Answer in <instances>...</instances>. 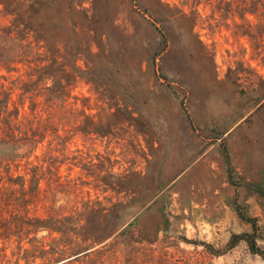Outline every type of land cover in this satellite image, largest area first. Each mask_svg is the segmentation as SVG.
Wrapping results in <instances>:
<instances>
[{
  "label": "rangeland",
  "instance_id": "374dc122",
  "mask_svg": "<svg viewBox=\"0 0 264 264\" xmlns=\"http://www.w3.org/2000/svg\"><path fill=\"white\" fill-rule=\"evenodd\" d=\"M36 2V29L80 68L67 101L85 128L59 165L76 188L53 195L79 228L65 253L19 264H264L246 241L264 250V52L227 0ZM10 18L0 4V27ZM60 235L36 236L48 248Z\"/></svg>",
  "mask_w": 264,
  "mask_h": 264
},
{
  "label": "trees",
  "instance_id": "16d2710c",
  "mask_svg": "<svg viewBox=\"0 0 264 264\" xmlns=\"http://www.w3.org/2000/svg\"><path fill=\"white\" fill-rule=\"evenodd\" d=\"M0 4L11 16L0 27V69L17 71L19 64L28 68L26 79L19 74L8 79L6 73H0V78L8 79L7 84L0 80V264H19L20 256L26 262L29 256L46 261L67 251L68 243L62 240L67 231L78 235V219L65 215L61 206L55 210L57 199L53 195L69 194L76 188L70 179H61L59 165L68 158L64 149L69 131L85 128L77 117H71L81 111L74 112L67 101L80 68L75 66L69 73L61 54L52 51L46 37L36 29V0H0ZM40 4L43 9L47 5L46 1ZM223 14L239 16L243 20L236 23L240 34L249 37L258 53L264 52V0H227ZM48 79L52 82L47 83ZM26 99L28 110L23 107ZM93 126L91 122L89 128ZM43 145L39 155L36 151ZM258 194L264 204V193ZM42 228L60 232V242L46 248L36 236ZM13 239L18 254L22 251L16 260L4 253V244ZM22 239H27L31 248L24 247ZM246 241L252 252L264 255L253 239Z\"/></svg>",
  "mask_w": 264,
  "mask_h": 264
},
{
  "label": "water",
  "instance_id": "95a60500",
  "mask_svg": "<svg viewBox=\"0 0 264 264\" xmlns=\"http://www.w3.org/2000/svg\"><path fill=\"white\" fill-rule=\"evenodd\" d=\"M63 261V260H62ZM58 263V262H57Z\"/></svg>",
  "mask_w": 264,
  "mask_h": 264
}]
</instances>
